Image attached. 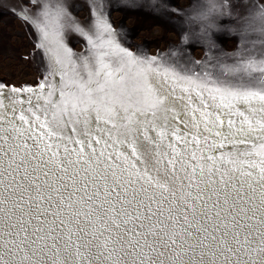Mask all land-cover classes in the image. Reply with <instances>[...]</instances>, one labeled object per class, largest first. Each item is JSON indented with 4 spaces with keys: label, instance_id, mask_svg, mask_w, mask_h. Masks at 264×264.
I'll list each match as a JSON object with an SVG mask.
<instances>
[{
    "label": "snow or ice",
    "instance_id": "6c2138e0",
    "mask_svg": "<svg viewBox=\"0 0 264 264\" xmlns=\"http://www.w3.org/2000/svg\"><path fill=\"white\" fill-rule=\"evenodd\" d=\"M147 7L184 22L151 55L107 0L11 9L39 72L0 79V264H264V0Z\"/></svg>",
    "mask_w": 264,
    "mask_h": 264
},
{
    "label": "water",
    "instance_id": "95a60500",
    "mask_svg": "<svg viewBox=\"0 0 264 264\" xmlns=\"http://www.w3.org/2000/svg\"><path fill=\"white\" fill-rule=\"evenodd\" d=\"M23 0H0V79L16 85L31 84L38 78L37 60L23 59L31 50L33 38L29 35L30 28L12 14L11 9H19ZM110 5V22L113 27H123L132 49L142 48L147 54H155L158 50H167L168 46L179 39L178 27L183 20L175 15L164 12L156 13L148 10L150 0H129L139 7H127L124 0H107ZM168 8L183 9L189 0H158ZM72 16L87 24L90 12V0H68ZM69 47L74 53H85L86 41L77 33L67 37ZM225 49L231 51L234 40L222 34L217 41ZM200 49L194 50L197 57Z\"/></svg>",
    "mask_w": 264,
    "mask_h": 264
}]
</instances>
